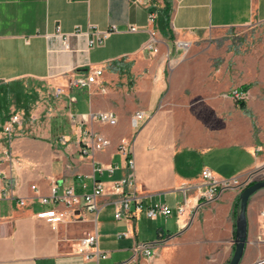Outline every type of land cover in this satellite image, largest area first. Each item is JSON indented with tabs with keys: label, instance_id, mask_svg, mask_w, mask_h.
<instances>
[{
	"label": "crops",
	"instance_id": "1",
	"mask_svg": "<svg viewBox=\"0 0 264 264\" xmlns=\"http://www.w3.org/2000/svg\"><path fill=\"white\" fill-rule=\"evenodd\" d=\"M150 11L157 15L156 52L146 49ZM111 24L118 31L90 47V29L104 31ZM131 25L138 30H128ZM255 26L263 50L185 48ZM98 66L103 75L90 87L74 84ZM15 82L31 105L28 116L22 106L8 105L11 114H22L11 137L4 133L0 108V189L9 193L0 199V264H96L72 252L79 236L92 231L110 255L98 264L130 259V247L145 240L159 243L150 264L229 261L236 196L264 157V0H0V87ZM244 84L248 112L231 91ZM59 86L65 90L55 98ZM101 110L114 111L117 124L92 118ZM140 110L143 117L134 119ZM88 132L108 144L91 150ZM204 167L241 186L199 201L186 224L176 213L147 217L144 208L150 204L164 203L174 211L184 198L196 202L208 188ZM129 172L144 204L133 221L134 237H119L129 225L115 218L109 193L95 198L98 211L81 208L57 222L42 216L67 209L50 199V186L57 195L66 187L85 195L96 182L110 186ZM40 197L49 201L41 203ZM263 207L264 188L247 205L245 264L264 260Z\"/></svg>",
	"mask_w": 264,
	"mask_h": 264
},
{
	"label": "built area",
	"instance_id": "2",
	"mask_svg": "<svg viewBox=\"0 0 264 264\" xmlns=\"http://www.w3.org/2000/svg\"><path fill=\"white\" fill-rule=\"evenodd\" d=\"M148 21L145 25V28L149 31V38L147 40V50H152V52L157 51V30L154 29V23L157 18V15L154 12L148 13ZM128 30L136 31L138 30V26H129ZM90 31L93 37L88 41V45L90 47L97 46V44L102 45L104 41L110 36L111 33L118 31L114 25H110V27L104 31H98V29L91 28ZM56 33H59L63 37V41L66 44L67 35H64L60 32L59 25L56 27ZM68 46V45H67ZM88 74H86L82 78H78L74 81V84L80 87H90L99 75H103V70L98 67H90L88 69ZM64 88L62 86L56 87L53 91V95L55 98L59 97L60 94L64 93ZM232 94L234 100L240 101L245 98L247 95V91H242L238 89H232ZM143 111L140 110L137 114L134 115V119H140L143 117ZM21 117L22 114L19 113H12L11 117H9L4 123V133L11 137L13 131H15L14 125L21 124ZM92 118L96 119L98 122H102L103 124L114 125L117 124V119L115 116V112L113 111H100L97 114L92 115ZM72 122H76V115L70 116ZM89 140V146L91 150H99L104 148L108 144V139L102 137V135L98 134H89L85 136ZM122 145L125 146L126 143L122 141ZM122 146V147H123ZM124 149V147H123ZM84 153H87L88 150L83 149ZM6 156H9L8 152H5ZM131 165L133 166V162ZM202 179L207 185V190L202 193V195L196 200V202L191 201L188 198H184L183 202L180 203L176 209L173 211L171 207L164 203H154L147 206L145 209V214L149 219H157L158 216H166L169 217L171 214L173 215L176 213L178 216L177 220L182 223L186 224L187 220L193 214V211L197 208L199 201L202 199L206 201H213L219 195V193L224 189L241 186L238 180L236 179H219L217 178L216 174L212 172L209 167H204L202 169ZM136 176L133 172H129L127 176L123 177L120 180H116L110 186H106L104 182H96L93 188V193L90 194L80 195L78 192L74 191L72 187H66L63 189V193L61 195H57L56 186H50L51 197L53 201L61 202L66 205L67 209L64 212L54 211L53 209L49 211H45L42 216L49 221L57 222L68 219L72 217L74 211L80 210L84 208L88 211H98L99 205L95 202V198L98 195H102L103 193H109L110 195L114 196V215L115 218L118 220L126 219L129 225V229L123 233H119V237H134L136 233V228H134V219L137 218L138 214L144 207L143 201L139 198V190L136 185ZM32 189H36L35 186H31ZM131 188L132 191L127 194L126 189ZM9 193L7 190L0 189V199L4 197H8ZM39 201L41 203H47L49 199L47 197H40ZM20 205H24V201H19ZM260 242L264 243V207L260 211ZM159 243H155L153 241H135L132 247H130L131 251V258L125 261H119L117 264H141L142 260L147 261V264H150L153 259L156 258L158 255V247ZM97 233L92 231V233H88L84 236H79L77 239L72 252L83 256L86 261L93 260L96 264L98 261L106 260L110 257L107 250H101L99 248ZM258 262H264V260H259Z\"/></svg>",
	"mask_w": 264,
	"mask_h": 264
},
{
	"label": "rangeland",
	"instance_id": "3",
	"mask_svg": "<svg viewBox=\"0 0 264 264\" xmlns=\"http://www.w3.org/2000/svg\"><path fill=\"white\" fill-rule=\"evenodd\" d=\"M258 30L259 29L257 28V26L249 27V28L242 27V29H238V30L233 29L232 31H229V33H227V35L224 36L222 39H218V38L203 39L196 42L194 45H190V47H185V48L188 49L192 48L193 50L205 48V50L208 51H213L217 49L230 51L231 49L233 51L239 52L243 48L256 49V47H258V49L261 48L263 50L261 43L262 37H260L261 34ZM260 43L261 45H259ZM263 153H264V149H263ZM255 170L256 173L253 175V177L264 176V157L262 158L261 162L258 164ZM241 264H245V263L241 261ZM256 264H264V263L259 262Z\"/></svg>",
	"mask_w": 264,
	"mask_h": 264
},
{
	"label": "water",
	"instance_id": "4",
	"mask_svg": "<svg viewBox=\"0 0 264 264\" xmlns=\"http://www.w3.org/2000/svg\"><path fill=\"white\" fill-rule=\"evenodd\" d=\"M256 173V170L252 172V175ZM253 181V184H249V182ZM264 188V176L262 177H253L249 179L246 184H244L243 188L240 190L238 197L240 198L239 202V210L240 213L237 215L235 224V243H234V253L233 256L229 259V261L225 264H241V261L246 253L245 245L248 241V236L246 235V231L248 229L246 223L247 216V205L249 203L250 197L257 192L258 190Z\"/></svg>",
	"mask_w": 264,
	"mask_h": 264
},
{
	"label": "trees",
	"instance_id": "5",
	"mask_svg": "<svg viewBox=\"0 0 264 264\" xmlns=\"http://www.w3.org/2000/svg\"><path fill=\"white\" fill-rule=\"evenodd\" d=\"M249 87V85L244 84L242 85L240 88L242 91L247 90ZM0 108H3L5 110L4 114L5 117L3 119V121L7 120L9 117H11V113L9 112V110L7 109L8 105H10L12 102H14L17 107L22 106V108L25 109V113L28 114V109L29 106L31 105V101H29V96L24 92L23 87H21L20 82H15V83H11V84H6L4 86L0 87ZM11 96L12 101H9V97ZM237 104H239L241 106V108H243L244 112H248L247 111V105L245 104V102L243 100L237 101ZM249 184H253V181L249 182ZM239 195V194H238ZM238 195L236 196V202L234 203V218L236 220L237 215H239L240 210H239V202H240V198L238 197ZM235 230H236V224H235ZM235 230L233 231V235L235 237ZM236 238V237H235ZM234 250V249H233Z\"/></svg>",
	"mask_w": 264,
	"mask_h": 264
}]
</instances>
